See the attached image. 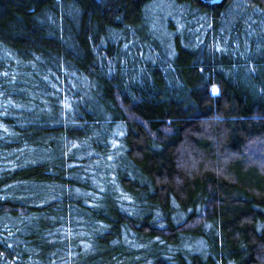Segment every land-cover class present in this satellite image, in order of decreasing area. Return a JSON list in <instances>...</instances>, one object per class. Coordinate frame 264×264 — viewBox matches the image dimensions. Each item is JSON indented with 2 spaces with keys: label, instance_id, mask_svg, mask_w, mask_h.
Returning <instances> with one entry per match:
<instances>
[{
  "label": "trees",
  "instance_id": "trees-1",
  "mask_svg": "<svg viewBox=\"0 0 264 264\" xmlns=\"http://www.w3.org/2000/svg\"><path fill=\"white\" fill-rule=\"evenodd\" d=\"M0 264H264V0H0Z\"/></svg>",
  "mask_w": 264,
  "mask_h": 264
},
{
  "label": "snow or ice",
  "instance_id": "snow-or-ice-1",
  "mask_svg": "<svg viewBox=\"0 0 264 264\" xmlns=\"http://www.w3.org/2000/svg\"><path fill=\"white\" fill-rule=\"evenodd\" d=\"M212 91H213V94H216L217 89L216 88H213Z\"/></svg>",
  "mask_w": 264,
  "mask_h": 264
}]
</instances>
